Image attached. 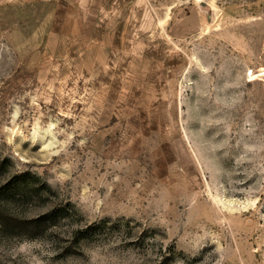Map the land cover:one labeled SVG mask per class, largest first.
<instances>
[{"label": "rangeland", "instance_id": "374dc122", "mask_svg": "<svg viewBox=\"0 0 264 264\" xmlns=\"http://www.w3.org/2000/svg\"><path fill=\"white\" fill-rule=\"evenodd\" d=\"M0 264H264V0H0Z\"/></svg>", "mask_w": 264, "mask_h": 264}, {"label": "trees", "instance_id": "16d2710c", "mask_svg": "<svg viewBox=\"0 0 264 264\" xmlns=\"http://www.w3.org/2000/svg\"><path fill=\"white\" fill-rule=\"evenodd\" d=\"M19 185V184H18ZM17 188H19V186H16ZM7 191V190H6ZM3 193H6V192H1V194H3Z\"/></svg>", "mask_w": 264, "mask_h": 264}]
</instances>
